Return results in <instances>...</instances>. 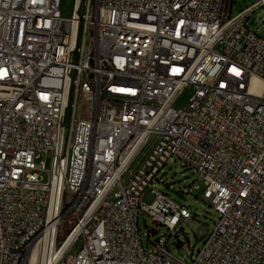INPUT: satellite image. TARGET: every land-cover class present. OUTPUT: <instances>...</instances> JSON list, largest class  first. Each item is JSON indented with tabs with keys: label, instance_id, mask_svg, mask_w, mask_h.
<instances>
[{
	"label": "built area",
	"instance_id": "built-area-1",
	"mask_svg": "<svg viewBox=\"0 0 264 264\" xmlns=\"http://www.w3.org/2000/svg\"><path fill=\"white\" fill-rule=\"evenodd\" d=\"M60 4L0 0V264H264V0ZM172 158L217 213L189 260V210L147 188Z\"/></svg>",
	"mask_w": 264,
	"mask_h": 264
},
{
	"label": "rangeland",
	"instance_id": "rangeland-1",
	"mask_svg": "<svg viewBox=\"0 0 264 264\" xmlns=\"http://www.w3.org/2000/svg\"><path fill=\"white\" fill-rule=\"evenodd\" d=\"M256 0H233L231 15H235L239 10L251 5ZM61 13L69 15L72 10V0H61ZM248 26L251 30L260 35L264 34V4L257 7L251 12ZM190 89L184 90L176 106L184 104L190 96ZM147 148H144L139 155L134 159L132 168H136L142 160L143 154ZM39 160L44 161L45 168H49V158L43 155ZM40 177L46 180L48 174L46 171L40 172ZM156 188L166 194L174 202L186 206L189 210L191 218L181 224L182 230L178 233L173 232L171 238L167 242L168 250L175 256L189 260L191 255H195L201 248L203 237L213 229L217 222V213L210 206L209 200L204 197L203 192L205 185L198 174L183 162L175 159H170L164 165L163 169L154 177L152 182L148 184L149 188ZM115 187L113 190L116 191ZM112 199V194L108 197V201ZM68 224H65L64 232ZM156 231L150 234V231ZM165 227L157 226L146 214L140 213L138 217V233L146 247H151L161 234L165 232ZM182 242V245L177 248L175 243ZM34 254L31 259V264L34 261Z\"/></svg>",
	"mask_w": 264,
	"mask_h": 264
},
{
	"label": "water",
	"instance_id": "water-1",
	"mask_svg": "<svg viewBox=\"0 0 264 264\" xmlns=\"http://www.w3.org/2000/svg\"><path fill=\"white\" fill-rule=\"evenodd\" d=\"M182 245V242L177 239L175 246L179 248Z\"/></svg>",
	"mask_w": 264,
	"mask_h": 264
}]
</instances>
